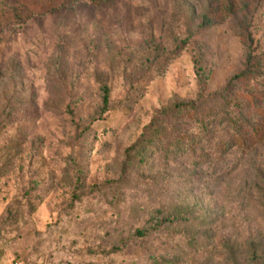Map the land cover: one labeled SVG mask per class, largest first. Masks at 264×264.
Masks as SVG:
<instances>
[{
	"label": "rangeland",
	"instance_id": "1",
	"mask_svg": "<svg viewBox=\"0 0 264 264\" xmlns=\"http://www.w3.org/2000/svg\"><path fill=\"white\" fill-rule=\"evenodd\" d=\"M0 264H264V0H0Z\"/></svg>",
	"mask_w": 264,
	"mask_h": 264
},
{
	"label": "trees",
	"instance_id": "2",
	"mask_svg": "<svg viewBox=\"0 0 264 264\" xmlns=\"http://www.w3.org/2000/svg\"><path fill=\"white\" fill-rule=\"evenodd\" d=\"M257 72V64L253 60L252 55H249L246 66L238 73H235L229 84H227L222 89L215 91L212 94H204L200 93L195 100H188L177 102L174 104L172 108L163 110L161 113L165 115L167 111L177 114L178 116L184 115H198L200 109L205 106L206 100L212 101L210 105H207L205 109V114L198 117L196 120L199 122L201 126L200 130L203 131H212V135L215 134V128L220 125L221 122L226 124H235V128H237V133L233 135L232 139H227L225 141V147L230 142H238V138H240L242 134V129L240 127L244 122L240 115L237 112H234L230 105H236L241 100L240 97L233 93L232 84L234 81H239L240 79L249 78L254 76ZM250 93H253L252 91ZM109 99V90L107 86H103V97L102 102L103 106H107ZM241 130V131H240ZM244 132V131H243ZM181 138L186 136V133H180ZM243 135V134H242ZM191 139L195 138L193 134H190ZM234 144V143H233ZM138 232L140 234H144L145 230L139 229Z\"/></svg>",
	"mask_w": 264,
	"mask_h": 264
}]
</instances>
